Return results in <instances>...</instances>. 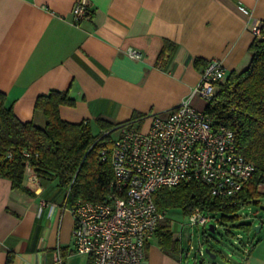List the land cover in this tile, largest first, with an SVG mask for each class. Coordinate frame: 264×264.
Segmentation results:
<instances>
[{"label":"crops","instance_id":"1","mask_svg":"<svg viewBox=\"0 0 264 264\" xmlns=\"http://www.w3.org/2000/svg\"><path fill=\"white\" fill-rule=\"evenodd\" d=\"M74 1L0 0V91L21 121L45 124L34 101L51 89L73 98L59 106L67 121L121 122L165 112L190 94L209 59L221 58L227 74L242 69L253 26L264 21V0H86L87 15L72 24ZM130 47L142 57H130ZM191 102L206 104L196 95ZM24 184L31 193L0 175V264L9 250L12 264H85L73 247L65 190L39 177ZM258 189L264 198V184ZM189 247L168 253L152 235L142 264H182ZM245 262L264 264V237L237 241L234 264Z\"/></svg>","mask_w":264,"mask_h":264},{"label":"built area","instance_id":"2","mask_svg":"<svg viewBox=\"0 0 264 264\" xmlns=\"http://www.w3.org/2000/svg\"><path fill=\"white\" fill-rule=\"evenodd\" d=\"M87 11L86 0H75L71 23L78 24ZM261 23L253 26L254 35H259ZM127 54L142 57L132 47ZM226 76L221 58L213 57L190 94L175 107L147 115L139 127L117 125L115 138L110 130L103 131L111 136L109 145L99 151L113 172L108 191L98 201L77 198L70 208L73 247L86 256L85 264H142L146 241L166 217V210H159L153 200L157 189L194 179L207 183L212 195L224 198L237 194L250 178L254 165L237 150L233 131L214 123L204 107L191 102L196 95L208 103ZM26 178H37L29 165ZM211 217L195 208L186 215V223L205 225ZM173 225L171 221V229Z\"/></svg>","mask_w":264,"mask_h":264},{"label":"trees","instance_id":"3","mask_svg":"<svg viewBox=\"0 0 264 264\" xmlns=\"http://www.w3.org/2000/svg\"><path fill=\"white\" fill-rule=\"evenodd\" d=\"M247 51L248 63L227 74L204 110L214 123L221 122L233 131L237 150L254 165L252 175L237 194L224 198L212 195L209 185L200 180H182L171 188L161 187L153 193L159 210L179 208L188 215L198 208L212 217L218 214L236 222L233 226L251 229V222L240 221L237 212L245 204L258 203L261 195L258 186L264 184V21ZM198 61L195 58L194 64ZM73 103L67 90L51 89L39 94L34 111L46 119L40 126L32 120H19L5 93L0 91V175L10 179L13 188L32 192L24 184L26 165H29L36 177L54 181L68 192L71 204L77 198L93 201L104 198L113 172L109 161L99 153L111 141L110 134L103 131L112 132L119 124L139 127L146 115L135 113L121 122L101 117L92 123L61 118L59 106ZM170 222L167 217L159 220L153 235L161 249L176 254L181 245ZM12 263L13 253L9 250L5 264Z\"/></svg>","mask_w":264,"mask_h":264},{"label":"rangeland","instance_id":"4","mask_svg":"<svg viewBox=\"0 0 264 264\" xmlns=\"http://www.w3.org/2000/svg\"><path fill=\"white\" fill-rule=\"evenodd\" d=\"M94 130L95 127L93 126ZM117 131H112L113 138L117 137ZM34 173V172H33ZM261 197V196H260ZM258 203H252L250 206H243L237 213L240 214V221L251 222V229L246 230L233 226V222L225 217H220L218 214L210 218L205 224H197L188 226L186 223V215H184L179 208H171L166 210V217L173 222V234L180 236V244L182 247L188 248L190 244L192 249L188 257L184 256L182 264H192L195 260L204 259L205 261L227 262L231 260L234 264L237 255V241L239 239L246 240L248 238L257 241L259 238L264 237V198H260ZM262 222L260 231L256 232L253 226ZM213 224L214 231L209 229V225ZM203 249L204 253L200 256H194V251L197 248ZM210 247L216 251V257L210 258L205 252V248ZM190 248V247H189Z\"/></svg>","mask_w":264,"mask_h":264},{"label":"water","instance_id":"5","mask_svg":"<svg viewBox=\"0 0 264 264\" xmlns=\"http://www.w3.org/2000/svg\"><path fill=\"white\" fill-rule=\"evenodd\" d=\"M260 227H261V222H259L258 224L254 225V226H253V229H254L256 232H258L259 229H260ZM209 229L212 230V231H214V226H213V224H210V225H209ZM205 252H206L209 256H211L212 258H214V257L216 256L215 252H212L208 247L205 248ZM198 264H203V261H202L201 259L198 260Z\"/></svg>","mask_w":264,"mask_h":264}]
</instances>
